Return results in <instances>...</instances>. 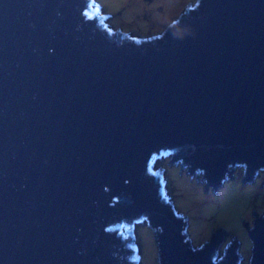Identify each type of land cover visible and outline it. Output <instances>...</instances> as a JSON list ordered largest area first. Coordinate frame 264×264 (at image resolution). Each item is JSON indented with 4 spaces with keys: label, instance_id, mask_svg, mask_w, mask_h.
Wrapping results in <instances>:
<instances>
[{
    "label": "water",
    "instance_id": "1",
    "mask_svg": "<svg viewBox=\"0 0 264 264\" xmlns=\"http://www.w3.org/2000/svg\"><path fill=\"white\" fill-rule=\"evenodd\" d=\"M97 0H0V264H244L220 228L194 245L168 159L207 192L264 175V0H197L163 32ZM264 186V182L262 187ZM248 264H264V210Z\"/></svg>",
    "mask_w": 264,
    "mask_h": 264
},
{
    "label": "rangeland",
    "instance_id": "2",
    "mask_svg": "<svg viewBox=\"0 0 264 264\" xmlns=\"http://www.w3.org/2000/svg\"><path fill=\"white\" fill-rule=\"evenodd\" d=\"M105 13L113 15L111 23L126 32L150 36L163 32L187 8L197 0H97ZM156 169H164L168 195L174 199L175 206L189 220L188 231L194 245L208 241L212 231L220 228L229 233L227 242L238 237L241 253L249 263L252 243L248 229L254 223V212L264 210V175L254 184L242 182L244 172L238 169L235 180L225 183L218 195L205 191L204 185L192 179L180 167L170 165L168 159L156 163ZM137 243L141 249V264H158V252L153 231L146 222L135 229Z\"/></svg>",
    "mask_w": 264,
    "mask_h": 264
}]
</instances>
